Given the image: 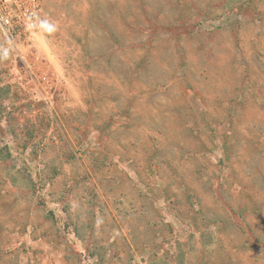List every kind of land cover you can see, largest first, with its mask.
<instances>
[{"label":"rangeland","instance_id":"374dc122","mask_svg":"<svg viewBox=\"0 0 264 264\" xmlns=\"http://www.w3.org/2000/svg\"><path fill=\"white\" fill-rule=\"evenodd\" d=\"M0 25V264H264V0H45Z\"/></svg>","mask_w":264,"mask_h":264},{"label":"built area","instance_id":"2783aa9c","mask_svg":"<svg viewBox=\"0 0 264 264\" xmlns=\"http://www.w3.org/2000/svg\"><path fill=\"white\" fill-rule=\"evenodd\" d=\"M45 0H0V25L9 40L26 38L41 21Z\"/></svg>","mask_w":264,"mask_h":264}]
</instances>
